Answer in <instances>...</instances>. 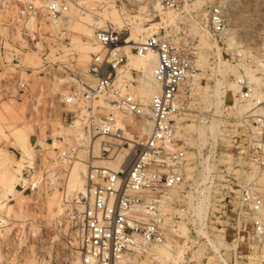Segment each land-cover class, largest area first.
Here are the masks:
<instances>
[{"label": "built area", "instance_id": "built-area-1", "mask_svg": "<svg viewBox=\"0 0 264 264\" xmlns=\"http://www.w3.org/2000/svg\"><path fill=\"white\" fill-rule=\"evenodd\" d=\"M11 1L17 2L16 24L28 46L39 55L40 62L35 67L38 72L47 73L53 64L64 63L52 59L47 51L55 40H63L65 24L73 15L90 16L93 38L100 47L91 53L86 64L85 72L92 85H81L79 77L69 73L75 79L63 81L64 92L40 97L36 103L39 111L58 112L60 124L66 129L51 132L44 128L47 143L51 145L54 139L57 144L51 147L53 161L41 159L40 144L34 140L32 157L22 162L21 179L15 184L18 191L32 198L44 191H55L62 208L57 223L62 238L59 237L76 251L80 263L143 264L151 247L168 243L173 254L183 245L177 264H212L209 256L222 264H245L246 258L252 256L257 264H264V183L257 180L258 175L237 184L232 198L227 191L223 193L217 209L207 214L210 221L216 222L225 247L213 252L204 244L196 254L198 243L189 231L194 228L186 226V234H178V211L182 209L176 206L184 198L180 192L186 189V180L184 141L176 143L179 139L174 135V114L182 106L189 62L185 51L189 44L170 38L161 27L164 13L179 10L180 0H0V14L6 19V7ZM108 9L116 12L121 25L110 20L105 13ZM38 16L52 22L55 30L32 25ZM2 24L6 29L0 32V64L19 67V48L4 45L14 28L9 20ZM207 24L212 33L224 31V0L209 1ZM142 25L148 28L139 29L143 35L132 42V50L137 55L154 52L150 76L158 86L147 100L126 87L124 76L116 79V69L126 59L123 47L132 40L130 31ZM257 54L264 62V45ZM242 61L250 63L247 58ZM231 80L237 85L236 97L248 103L246 111L236 117L238 143L246 160L255 167V174L264 173V114L260 108L264 91L255 89L245 77L233 75ZM12 85L14 95L29 94L26 80L18 75ZM94 94L109 105V111L96 110L97 105L92 104ZM119 115L120 119H132L125 124L133 135L128 141L123 140ZM141 120H147L146 128L138 134L137 124ZM97 137L101 145L93 153L91 146ZM120 149L127 157L122 167L95 162L112 158ZM79 156L85 164L82 187L67 191L69 168ZM3 225L0 219V228Z\"/></svg>", "mask_w": 264, "mask_h": 264}, {"label": "rangeland", "instance_id": "rangeland-1", "mask_svg": "<svg viewBox=\"0 0 264 264\" xmlns=\"http://www.w3.org/2000/svg\"><path fill=\"white\" fill-rule=\"evenodd\" d=\"M185 2L191 3L192 0H180V9L177 10V12L180 15H182V21L178 22V25L180 26L178 39H183V40L188 41L189 46H188V49H186L185 51L188 61H189L188 62V73L196 74V77H197L196 86L198 89L202 85H206L207 82H213L215 81V79L216 80L220 79V76H218L215 70L216 68L210 64L215 60V57L212 54H209L208 53L209 51L206 52L207 50H205L207 63L200 65V66L195 65L196 52L198 51V48L197 46H195V41L190 36V33H188V27H187V20L192 10H190L188 13L184 11ZM208 3H209V0H207L203 4V7L205 10L207 9ZM5 13L7 14V19L3 15L0 14V32H4V30L6 29V27H4L2 23H5L6 21L8 23V20L10 23L12 22L11 18L14 16L15 10L12 8L9 10V12L6 10ZM224 16L226 20V26H225L226 29H224L222 33H212L211 31L210 32L212 35L217 37L218 45L221 48L220 52H221L222 58L225 59L228 64H232V65L235 64L236 67L238 68L241 65L239 64L237 65L233 58L234 55L232 53L234 52V50L231 47L232 41L230 39L229 29L230 28L232 29L234 39H236V41L239 43V45L243 49H248L249 51L251 50L252 52L259 51V49L264 45V0H224ZM77 19H73V20H77ZM43 26H44L42 27L43 29L48 28L45 24ZM48 29H51V28H48ZM73 35L75 37H81L80 34H74V33L71 34V36ZM58 37L60 38L61 36L59 35ZM69 39H70V35L67 36V34H64L63 40L61 39H58L57 41L55 40L53 42L54 45L49 46L47 53L49 54L50 51L52 50L54 51V49L60 47V44L62 43L63 44L69 43L70 42ZM4 45L6 47H9L11 45L18 47L19 54L21 55V61L19 60V63H18L19 67H14V68L10 67L9 65L0 64V111H2L4 105H6L7 103L11 101L9 99H13L15 103L18 102L19 104L24 105L23 112H22L23 117H24L23 121L24 122L26 121V123H29V124L33 123L34 126L37 124L36 125L37 127L36 128L34 127L35 134H31V144L33 148L32 154L34 151V147H33L34 140L38 139L39 141H41V143H39L40 144L39 152L41 155L40 156L41 159L46 160L48 162H52L53 160L51 158V154L53 153V151L51 147L57 144L55 143L54 140L51 143V145L47 143L46 139L44 138V130H45L44 128L48 127L49 131L51 132H57L58 130L60 131L66 128L62 127L63 124L62 125L60 124L58 112L48 111L47 113H44L38 110V108L36 107V103H38V101H36L35 99L36 97L35 94L38 90L39 92L42 93L41 97H44L50 94L48 92V85L52 86L51 82L48 81V79L50 78L61 79L60 81L58 80L59 81L58 83H60L59 85L62 86V88L64 89L65 83H63V81L68 80V78L71 76L73 77V75L75 76V74L79 76L80 75L79 68L76 65H74L72 61H67V60L63 61L59 59L60 61L64 63L53 64L52 66L49 67L47 73H45L44 71L38 72L37 68L35 67L39 63L34 64L35 59H33L34 56L39 57L38 53H36L35 50L33 51V49L30 46H28V44L26 43V40L24 39L22 35H20L18 32L15 33L13 30L12 32H10L9 37L5 39ZM60 51L61 49L57 50V52H60ZM4 54L7 55L6 51H4ZM242 63L244 65H249V63H244L243 61ZM62 65L64 67L63 69H62ZM63 70L73 73V75L69 76L68 74V76H66L67 74L65 75V72ZM256 74L259 75L260 73L256 71ZM17 75L20 78H23L24 80H26L28 91L31 93L30 95L29 94L14 95V89H13L12 84H13L14 77ZM233 75L235 76L233 71L229 70L227 72L226 79H223L224 81H222L223 83L221 86V90H222L223 103H222V106L218 108V111H215V108L212 105H209L207 108L203 107L204 103L200 98H191L187 93V85H184V88L182 90L183 91L182 92V106L179 109L180 111L179 112V116H180L179 123L184 128L182 132L187 134L188 127L191 124L199 125L200 120L204 116L207 119H211L212 117L216 118L218 116L217 117L218 118L217 119L218 129L212 137L210 136V134L206 137L207 140L202 146L200 145L198 139H196L195 134L189 135V138L186 141L180 135H176V137L179 139L176 141L177 144H179L181 141H184L183 150H184L185 158L188 155L187 151H195L197 150V148H200V151L204 154L208 153L209 149L213 150L214 157L217 158L218 161L214 164V168H213L214 171H211V174L208 176L206 185H208V180L210 177H212V174H213L214 179H216L215 175L217 174V172L222 175H227L226 181L222 182L223 186L221 187V190H220V196L222 197L223 193L227 191L231 198L233 197V193L235 192L237 188V184L243 183L245 181H243L244 177L242 179L241 178L239 179L233 174L227 173V171L224 169L226 166V163H224V160L222 159L221 154L223 155V153L226 154L229 152L234 156L236 161H244V162L247 161L246 163L249 162L248 160H246L247 158L244 156V153L242 149L240 148V145L237 139L238 132L240 131L237 126L238 120L236 117L242 115L243 113L242 114L236 113V110L230 108L231 104L234 101L231 99V97H229L230 95L229 86L231 83L233 84V81L231 80V77ZM140 76H141L140 72L133 70V72L130 74V77H127V78L125 77L127 79L125 83L126 87L129 90H131L133 84L136 85V80L139 79ZM79 79H81V77H79ZM81 82L85 84L84 81H81ZM259 91L260 92L264 91V88H262ZM260 94L261 93L258 92V95ZM34 101H36L35 103L36 108H34L32 105ZM241 101H244V100H241ZM98 106H101L102 108H99ZM105 108L106 107H104L103 105H97L96 110L98 109L97 111L99 113H106L107 109ZM1 115L2 114H0V117ZM51 117L54 119H51ZM128 120L130 122L131 118ZM1 121H3L2 117H1L0 122ZM15 124L16 123H14L11 119L10 121L7 119L0 123V156L2 160L8 157L12 165L20 161L21 163L20 167H21L22 162L29 157L28 156L21 157L20 150L14 145L15 138L13 134H15L16 132L15 131L16 129H14ZM40 124L42 126H40ZM16 125L19 127V125H21V122H19V124L17 123ZM38 125L40 126V129L38 128L39 127ZM197 145H199V147ZM122 151L123 149H120V151L118 152H122ZM96 152L94 150V153ZM46 154L48 155V157H46ZM113 158L103 160V161L97 160L96 162L108 164L109 166H113V163L115 160V158L114 159ZM79 159H82V157L79 156ZM185 162H188V157H187V161ZM234 166H235V169L240 168V166H238L237 164H234ZM187 175H188L187 170H185V167H184L183 168V178L184 180H186V182H184L186 189L182 190L184 193H187L191 189L192 179L196 178V175L194 174V172H192L191 175H188V177ZM256 175H258L257 180H260V182L263 183V181H261L260 179L262 178L261 177L262 175L259 176L260 174L254 173L253 177ZM52 193L53 191L52 192L44 191V192H41L35 195L34 198H30L26 194H23L22 192L17 190L16 194L24 198L25 203L23 207L19 208L17 205H14V208L21 215H23L24 217H27L29 223L32 222L36 224L39 230L37 231L35 236H29V234L25 236L24 232L15 231V230H18L15 228L12 235H9V237H7L6 240L5 238H2L4 240L0 238L1 239L0 240V263L1 264H11L14 258H16V260L19 263H24V264H27L29 260L30 261L32 260L37 264H43L45 262L47 264H73L74 258L77 256V253L76 251H74L72 247L66 246L65 243L63 242L64 240L60 239L59 237L61 235L58 234V229L60 232V228L59 226H57V223L59 221V216L61 215L62 211L59 212L58 214L51 216L46 210L45 202H46L47 196L51 195ZM9 198H12V196H9ZM56 199H58V197H56ZM4 201L5 202L7 201L8 203H14L15 200H4ZM186 203H187V199L184 197L183 200L179 202V205L176 206L177 207L176 209L178 208L182 209L178 211L179 213H181L180 218H179L181 219V224H179L177 227H178V230L179 229L182 230L184 228L185 230L184 234L180 233L181 235L186 234L187 232L186 226H188L189 228L190 227L194 228V231H192L191 229L189 231L191 232V235L195 237V240L198 243V246L195 249V252L197 254L198 253L197 251L200 252V249L204 246V244L209 245L206 239L207 238L206 236H208L212 240H215V237H217V235L221 237V234L217 231L216 222L210 221V219L207 218V214L209 211L213 212L217 209V205L219 201H217L215 209H213V206L211 204L209 203L205 204L203 210L204 211L206 210L204 220L206 219L207 225L205 221H203L205 222V225H201V222L199 221V219H197L196 217L191 218L186 214V211H187ZM1 217L3 219L4 225L6 223H9V225L13 226V223L10 224L11 220L7 217L4 209L0 210V218ZM20 239H23V242L21 244H20ZM222 246L225 247V244H222L220 247ZM210 248L212 249V247ZM212 251L215 252L213 249ZM174 254L177 255V253H174ZM177 259H178V255H177ZM207 259L208 261H211L212 264H220L217 261L215 263L212 260L213 258L210 256ZM151 260L153 259L148 257L147 261L145 262L148 264H151L150 263ZM254 261L255 259L252 256H248L245 260V264H248V263L250 264V262L251 264H257V262L256 261L254 262Z\"/></svg>", "mask_w": 264, "mask_h": 264}, {"label": "bare ground", "instance_id": "bare-ground-1", "mask_svg": "<svg viewBox=\"0 0 264 264\" xmlns=\"http://www.w3.org/2000/svg\"><path fill=\"white\" fill-rule=\"evenodd\" d=\"M34 1H37V0H34ZM206 1L207 0H192L191 3L185 2L184 11L188 13L190 10H192L187 20V27H188V33H190V36L195 41V46H197L198 48V51L196 52L195 65L200 66V65L206 64L207 60H206L205 54L206 52L209 51L208 53L212 54L215 57V60L210 64L216 68L215 70L218 76H220V79H217V80L215 79V81L213 82H207L206 85H202L200 88L197 89L196 74L188 73V68H187L185 72L184 85H187V93L191 98H200L204 103L203 107L207 108L209 105H212L215 108V111H218V108L221 107L223 103L221 86L223 83L222 81H224L223 79H226L227 72L229 70H232L235 76L239 75L241 77H245L246 80L254 84L253 87L259 91L262 88H264V62L258 59V54H257L258 51L252 52L251 50L249 51L248 49H243L239 45V43L233 37V31L231 28L229 29V32H230L229 35L232 41L231 47L234 50V52L232 53L234 55L233 58L236 64L237 65L239 64L241 66L237 68L235 64L233 65L228 64L227 61L222 58L221 52H220L221 48L218 45L217 37L211 34L208 24H207V9L205 10L203 7V4ZM16 3H17L16 1L9 2V4L6 7V10L8 12L12 8L15 10ZM85 4L88 5L90 4V2L85 1ZM105 13L110 18L111 21L116 23V25L118 26L121 25V19L113 9L105 10ZM11 19H12L11 25L14 28L13 31L15 33L18 32L20 35L23 36L22 31L20 30L18 24H16V21H17L16 15L14 14V16ZM73 19H77V20H73ZM181 21H182V15H180L177 11H166L164 13V16H162V27H161L162 31L164 33H167L170 36V38L174 40L178 39L179 37L178 34H179V29H180L178 22H181ZM89 23H90V16L87 13L79 14L78 16L73 15L72 17H70L67 23L65 24L66 30L65 32H63V34H67V36L70 35V39H69L70 42L67 44L62 43L60 44V47L55 48L54 51L52 50L49 52V55H51L52 59L57 58L63 61L64 60L72 61L74 65H76L79 68L80 75L78 76L77 74H75V76L81 77L80 80L85 82V84L83 82H82L83 84L81 83V85L83 86L92 85L91 78L85 72L86 63L89 59L90 53L100 50L98 43L93 38L92 30H91ZM44 24L48 28L55 30L54 24L52 22H46L43 16H38L36 19L32 21V25H35L37 29L44 27L43 26ZM141 28H148V27L146 25H142L138 27L135 26L134 29L130 31V39L132 40H129V42L123 47L124 52L126 54V59H125V62L122 63L116 69V79H119L121 76H124L126 78L130 77V74L133 72V70L140 72V75H141L140 78L136 80V85L133 84L130 91L134 93L135 95H137L139 98L143 100H147L150 94L155 92L158 89V86L156 85V83L153 82L150 76V66L155 59L154 52L148 50L142 55H137L132 50V44H133L132 42H135L137 39H140L143 35L138 32L139 29ZM73 33L80 34L81 37H75L74 35L71 36V34ZM36 44H38V41L36 42ZM58 49H61V51L57 52ZM205 50L207 51L205 52ZM35 52L37 53L36 50ZM242 58H247L248 61L250 62L249 65H244L242 63ZM33 59H35L34 64H37L40 61L39 57L37 56H34ZM19 60L21 61L20 54H19ZM4 65H9L12 68H14L15 66L14 64H10V63L9 64L6 63ZM63 68L64 67L62 65V69ZM63 71L65 72V75L67 74L66 76H68V74L70 73L66 70H63ZM256 71H258L260 74L259 75L256 74ZM69 78L75 79L74 76L73 77L71 76ZM58 80L60 81L61 79L59 78L48 79V81L51 82V85H52V86L48 85V92L50 94L55 93L56 91L60 93L65 91V88L63 89L62 86L59 85L60 83H58L59 82ZM236 90H237V85L234 84V82L233 84L231 83L229 86V93H230L229 97H231V99L234 101L231 104L230 108L236 110V113L242 114L246 111L248 103L246 101H241V99H238L236 97V94H235ZM25 94L27 95V93ZM30 94L31 93L29 92V95ZM35 96H36L35 97L36 101H39L40 97L42 96V93L39 92L38 90ZM9 100L11 101L7 103L6 105H4L2 111H0L1 112L0 114H2L1 117L3 118V121L7 119L10 121L11 119L16 124L17 123L19 124V122H21V125H19V127L16 124L14 125L15 126L14 129H16L15 130L16 132L14 131L15 134L12 133L15 138V140L13 139L15 141L14 145L20 150L21 157L28 156L29 158H31L32 150H33L32 144H31V134H35L34 129L37 127L36 126L37 124L34 126L32 122H31L32 124L26 123V121L24 122L23 121L24 117L22 113L24 105H21L18 102L15 103L13 99H9ZM36 101L33 102L32 104L34 108H36L35 107ZM92 104L93 105H103L104 107H106L105 109L109 111V105L105 104L101 100L100 96L97 94L93 95ZM262 104L260 108H262L263 110L262 113L264 114V102ZM98 107L102 108L101 106H98ZM179 112L180 111L178 110L174 114L175 116L174 135H180L185 141L188 140L189 135L195 134L196 139H198L200 145L202 146L207 140L206 137L209 134L212 137L218 129L217 128V123H218L217 115H216L217 116L216 118L212 117L211 119H207L204 116L200 120L199 125L191 124L187 129V134H185L182 132V130L184 129L183 126H181L179 123V117H180ZM1 117H0V120H1ZM120 117L121 115H119L118 117V123L119 125H121V127H123L122 137L124 138L123 140L128 141V139H130L133 136L131 132L125 127L126 123H130L128 120L130 118L123 117V119H120ZM51 119H54V118L51 117ZM131 122H132V119H131ZM146 123H147V120H141L137 124L136 132L138 134L142 133V131L145 130ZM40 126L42 125L40 124ZM40 126L38 127L39 129H40ZM99 139L100 137H97L92 143L91 148H92L93 153H94V150L96 152L98 151V149H100L101 142ZM53 140L54 139H52V142ZM38 142L41 143V141L39 140ZM197 146L199 147V145ZM187 152H188L187 153L188 155L186 154L187 156L185 158V161H187V157H188V162H184L183 168L185 167V170H187L188 175H191V173L194 172V174L196 175V178L192 179V184H191L192 187L187 193H184V192H180V193L187 199L186 214L191 218L196 217L201 222V225H205V222L203 221H204L206 210L204 211L203 208L206 203H209L213 206V209H215L217 201L221 199L220 190H221V187L223 186L222 182L226 181L227 175H222L217 172V174L215 175L216 179H214L213 174H212V177H210L208 180V185H206L208 176L211 174V171H214L213 169L214 164L218 161L217 158L214 157L213 150L209 149L208 153L206 154L202 153L200 151V148H197V150L195 151H187ZM124 153L125 152L113 153L112 156H114L115 158L113 166H112L113 168L123 166L127 158L126 156H124ZM221 157L224 160V163H226V166L224 169L227 171L228 174H233L239 179L240 178L242 179L244 177L243 181L245 182L254 175L255 167L251 165L250 161L248 163H246L247 161L246 162L236 161L234 156L229 152L226 154L223 153V155L221 154ZM0 159H1V156H0ZM98 161H103V160L99 159ZM20 164L21 163L19 161L18 163H15L12 165L8 157H6L4 160L2 159L0 160V210L4 209L7 217L11 220L10 224L13 223V226L9 225V223H6L0 228V238L1 239L5 238V240L7 237H9V235H12L15 228L18 229L15 231L24 232L25 236L27 234H29V236H35L37 231L39 230L36 224L32 222H30L31 223L30 224L28 222L27 217H24L23 215H21L14 208V205H17L19 208L23 207L25 203L24 198L16 194L17 189L15 186V183L21 179V176L19 174ZM234 164H237L238 166H240V168L238 169L236 167L237 169H235ZM84 172H85V164L78 157L72 162L69 168V172L67 176V183H66L67 191H75L82 187ZM259 176L262 177L260 179L264 183V174L260 173ZM9 196H12V198H9ZM56 197L57 196L55 194V191H53L51 195L47 196V199L45 202L46 210L51 216L58 214L59 212L62 211V208L60 207V203L58 201L59 199H56ZM4 200H15V201L14 203H8L7 201L5 202ZM0 219L3 220L2 217ZM184 231H185L184 228L182 230L179 229L178 234L180 233L184 234ZM206 237H207L206 239L210 247H212V249L215 252H218L220 246L224 244V241L221 239L219 235L215 237V240H212L208 236ZM22 242H23V239H20V244ZM169 247L170 246L168 243H164V244L151 247L150 250L146 253V255L152 258L153 260L159 261V264H168L166 262H169V264H177V255L181 252L183 245L176 250L175 253H177V255L173 254L170 251ZM197 252H198L197 254H199V251ZM219 255H220L219 256L220 260H223L225 262L224 257H222L221 254ZM219 263L222 264V262H219ZM11 264H24V263H19L16 260V258H14ZM27 264H37V263H35L32 260L31 261L29 260ZM43 264H47V263L45 262ZM73 264H81L77 256L74 258ZM125 264H134V263L133 261H129V262H125ZM143 264H148V263L145 262Z\"/></svg>", "mask_w": 264, "mask_h": 264}]
</instances>
